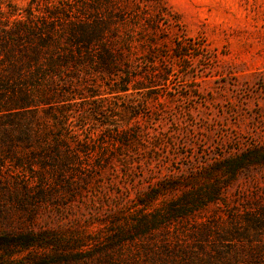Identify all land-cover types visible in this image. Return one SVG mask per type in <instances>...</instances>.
I'll return each mask as SVG.
<instances>
[{"label": "rangeland", "instance_id": "rangeland-1", "mask_svg": "<svg viewBox=\"0 0 264 264\" xmlns=\"http://www.w3.org/2000/svg\"><path fill=\"white\" fill-rule=\"evenodd\" d=\"M86 10L112 15L116 65L85 68L76 81L65 108L78 159L65 180L51 178L54 190L19 195L13 223L97 235L154 192L156 209L212 182L222 201L197 219L216 232L264 212V0H0L1 19ZM245 236L264 241L259 230ZM29 253L0 250V264Z\"/></svg>", "mask_w": 264, "mask_h": 264}, {"label": "trees", "instance_id": "trees-1", "mask_svg": "<svg viewBox=\"0 0 264 264\" xmlns=\"http://www.w3.org/2000/svg\"><path fill=\"white\" fill-rule=\"evenodd\" d=\"M112 24V15L88 10L0 17V250L30 251L13 264H264V241L245 236L250 229L264 233V212H248L247 225L236 223L226 235L197 219L222 201L215 182L156 209L160 195L154 192L141 210L125 219L113 215L97 235L84 226L66 237L13 223L14 202L24 207L19 195L54 190L51 178L65 180L78 159L65 106L85 68L113 71L116 53L107 44ZM249 162L237 159L233 174ZM184 221L193 224L176 226Z\"/></svg>", "mask_w": 264, "mask_h": 264}]
</instances>
